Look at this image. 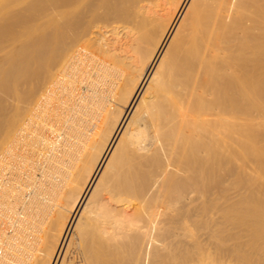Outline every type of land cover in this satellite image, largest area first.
<instances>
[{
	"label": "bare ground",
	"instance_id": "obj_1",
	"mask_svg": "<svg viewBox=\"0 0 264 264\" xmlns=\"http://www.w3.org/2000/svg\"><path fill=\"white\" fill-rule=\"evenodd\" d=\"M0 264H264V0H0Z\"/></svg>",
	"mask_w": 264,
	"mask_h": 264
},
{
	"label": "rangeland",
	"instance_id": "obj_2",
	"mask_svg": "<svg viewBox=\"0 0 264 264\" xmlns=\"http://www.w3.org/2000/svg\"><path fill=\"white\" fill-rule=\"evenodd\" d=\"M239 137L242 138L241 141L244 142L243 146L241 147L242 148L241 150L243 151V153L241 155V158H240L241 161L239 160L240 164H242V165H241V168H240L241 170L239 172H237L236 175L231 177L230 178L231 180H246V173L249 174L248 171H250L248 168H247V171H245V169L243 167V165L246 166V161L248 160V154H247L248 145L246 143L247 134L246 133H242L241 136H239ZM240 138H239V140H240ZM238 164H239V162H238Z\"/></svg>",
	"mask_w": 264,
	"mask_h": 264
}]
</instances>
